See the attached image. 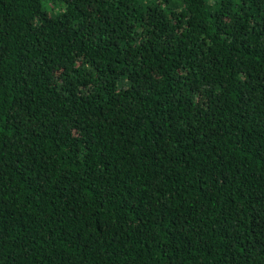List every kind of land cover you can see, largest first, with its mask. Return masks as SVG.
<instances>
[{
    "label": "trees",
    "instance_id": "obj_1",
    "mask_svg": "<svg viewBox=\"0 0 264 264\" xmlns=\"http://www.w3.org/2000/svg\"><path fill=\"white\" fill-rule=\"evenodd\" d=\"M0 264H264V0H0Z\"/></svg>",
    "mask_w": 264,
    "mask_h": 264
}]
</instances>
